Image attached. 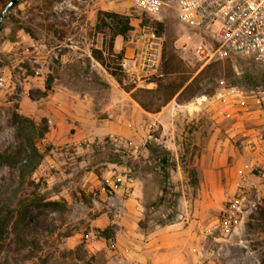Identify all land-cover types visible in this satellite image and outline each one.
I'll return each mask as SVG.
<instances>
[{"label":"rangeland","instance_id":"1","mask_svg":"<svg viewBox=\"0 0 264 264\" xmlns=\"http://www.w3.org/2000/svg\"><path fill=\"white\" fill-rule=\"evenodd\" d=\"M101 11L129 22L125 37ZM152 40L195 75L215 62L195 96L159 112L132 95L157 87L161 67L133 73L134 53ZM199 41L173 7L157 20L135 0H20L10 9L0 25V207L12 216L0 264H264V63L232 54L205 64ZM57 112L98 133L72 140L73 126L50 140ZM30 137L38 153L23 149ZM150 145L170 158L165 192Z\"/></svg>","mask_w":264,"mask_h":264},{"label":"built area","instance_id":"2","mask_svg":"<svg viewBox=\"0 0 264 264\" xmlns=\"http://www.w3.org/2000/svg\"><path fill=\"white\" fill-rule=\"evenodd\" d=\"M135 4L157 20L166 6L173 7L179 22L200 37L195 53L205 64L232 54L254 55L264 63V0H175L173 5L167 0H135ZM151 36L160 38L155 31ZM154 44L155 40L147 42L134 53L133 73L140 79L161 67L162 47ZM111 140L118 144L120 137L111 135Z\"/></svg>","mask_w":264,"mask_h":264},{"label":"trees","instance_id":"3","mask_svg":"<svg viewBox=\"0 0 264 264\" xmlns=\"http://www.w3.org/2000/svg\"><path fill=\"white\" fill-rule=\"evenodd\" d=\"M20 1L15 4L13 7L18 5ZM12 7V8H13ZM11 8V9H12ZM101 14H107L111 16L117 22V29L115 34L121 35L123 37L126 36L127 32L131 29V25L127 21L124 23L123 18L118 13H110L101 11ZM102 20H104L102 18ZM163 25L162 23H158L157 32L158 34L163 33ZM94 56L101 60L104 63L103 53L100 49H94ZM215 62H211L207 64L198 75L193 73V70L189 68L187 63L181 57H178L175 54L168 55L165 47L162 48V64H161V72L157 77H154L152 81L157 84L155 89L149 88H137L136 91L132 93L133 97L140 103V105L148 112H159L167 103H169L174 98H181L183 96H195V93L190 94V92L194 89L195 86H198L199 81L203 78V75L207 73L213 67ZM121 84L123 81L119 80ZM136 85H133L127 91L130 92L134 89ZM137 92L146 95L149 99L144 100L140 96H138ZM16 120L19 124L25 125V123H30L32 126H35L33 119L16 114ZM45 130L40 133L39 136H44L47 131V127ZM151 151L156 154V162L160 167V174L162 177V181L164 184V192L166 190V185L170 182V158L166 153V149L160 146L151 147ZM25 151L31 150L33 153H38V147L36 146L32 137L28 138L26 143L23 146ZM2 157L5 158L3 154ZM42 156L40 155L39 160H41ZM33 202H37L35 199H32ZM167 200V194L163 193L159 198V203L164 204ZM174 211L171 209V213L169 215V221H171L173 217ZM12 213H8V215L4 214L2 207H0V252L3 239L4 226L9 222ZM166 223V222H163ZM88 264H102L98 262L88 261Z\"/></svg>","mask_w":264,"mask_h":264},{"label":"crops","instance_id":"4","mask_svg":"<svg viewBox=\"0 0 264 264\" xmlns=\"http://www.w3.org/2000/svg\"><path fill=\"white\" fill-rule=\"evenodd\" d=\"M112 82V81H110ZM60 94V91H57L54 94V97L57 98ZM57 116H54L52 118H50L51 121V125H50V132H48V136L50 138V140L52 141H58L59 138L64 137L66 135V132L72 130L70 128H72L73 126L75 128L79 127L76 125V121L75 119H77L79 116L76 113H71V116L65 115L64 113L61 112H57ZM72 118V119H70ZM81 118H85L84 116ZM72 120V122H71ZM65 121H67V124L65 123ZM59 127H68V129H59ZM77 131L72 134V140H77L78 138L82 137V134H90V136H92L93 134L98 133V129H76Z\"/></svg>","mask_w":264,"mask_h":264},{"label":"water","instance_id":"5","mask_svg":"<svg viewBox=\"0 0 264 264\" xmlns=\"http://www.w3.org/2000/svg\"><path fill=\"white\" fill-rule=\"evenodd\" d=\"M20 0H10L8 3L5 5L1 12L0 16V25L2 24L4 18L6 17L7 13L10 11V9L19 2Z\"/></svg>","mask_w":264,"mask_h":264}]
</instances>
